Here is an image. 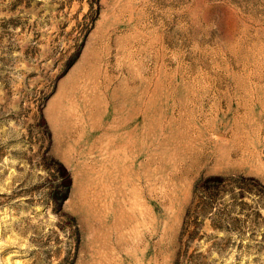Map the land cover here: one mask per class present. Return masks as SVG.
<instances>
[{
  "label": "rangeland",
  "instance_id": "obj_1",
  "mask_svg": "<svg viewBox=\"0 0 264 264\" xmlns=\"http://www.w3.org/2000/svg\"><path fill=\"white\" fill-rule=\"evenodd\" d=\"M0 264H264V0H0Z\"/></svg>",
  "mask_w": 264,
  "mask_h": 264
}]
</instances>
